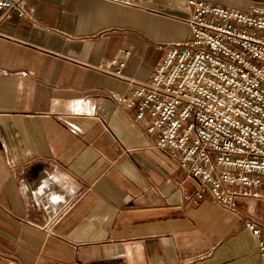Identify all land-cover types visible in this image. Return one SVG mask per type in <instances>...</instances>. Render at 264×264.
<instances>
[{
  "label": "crops",
  "instance_id": "crops-1",
  "mask_svg": "<svg viewBox=\"0 0 264 264\" xmlns=\"http://www.w3.org/2000/svg\"><path fill=\"white\" fill-rule=\"evenodd\" d=\"M26 10L0 23V264H264L243 223L264 225V200L190 203L196 180L108 96L147 80L189 35L185 0H27ZM129 48L122 77L97 69ZM53 168L73 192L40 190Z\"/></svg>",
  "mask_w": 264,
  "mask_h": 264
},
{
  "label": "built area",
  "instance_id": "built-area-1",
  "mask_svg": "<svg viewBox=\"0 0 264 264\" xmlns=\"http://www.w3.org/2000/svg\"><path fill=\"white\" fill-rule=\"evenodd\" d=\"M26 2L0 0V23L28 16ZM185 7L189 35L167 48L147 80L108 96L196 180L190 203L209 197L233 209L238 197L264 200V5L185 0ZM129 54L121 50L97 69L122 77ZM243 223L264 262V225Z\"/></svg>",
  "mask_w": 264,
  "mask_h": 264
},
{
  "label": "clouds",
  "instance_id": "clouds-1",
  "mask_svg": "<svg viewBox=\"0 0 264 264\" xmlns=\"http://www.w3.org/2000/svg\"><path fill=\"white\" fill-rule=\"evenodd\" d=\"M79 111V109H77ZM72 181V177L69 173L61 171L58 168H53L52 171H46L44 176L41 178L39 188L43 191L46 188H49L51 185H55L62 192H73L75 190L74 181L72 183H67ZM25 184H27L25 182ZM52 199H55L54 196H51Z\"/></svg>",
  "mask_w": 264,
  "mask_h": 264
},
{
  "label": "rangeland",
  "instance_id": "rangeland-1",
  "mask_svg": "<svg viewBox=\"0 0 264 264\" xmlns=\"http://www.w3.org/2000/svg\"><path fill=\"white\" fill-rule=\"evenodd\" d=\"M260 213H262V216H264V211L263 210H260Z\"/></svg>",
  "mask_w": 264,
  "mask_h": 264
}]
</instances>
